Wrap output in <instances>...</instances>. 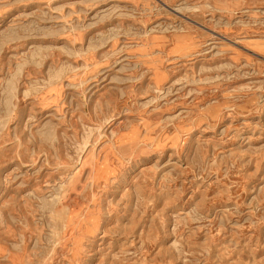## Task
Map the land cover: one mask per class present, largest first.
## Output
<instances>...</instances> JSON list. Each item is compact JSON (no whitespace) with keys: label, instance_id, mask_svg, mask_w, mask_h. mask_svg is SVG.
Segmentation results:
<instances>
[{"label":"rangeland","instance_id":"rangeland-1","mask_svg":"<svg viewBox=\"0 0 264 264\" xmlns=\"http://www.w3.org/2000/svg\"><path fill=\"white\" fill-rule=\"evenodd\" d=\"M0 264H264V0H0Z\"/></svg>","mask_w":264,"mask_h":264}]
</instances>
